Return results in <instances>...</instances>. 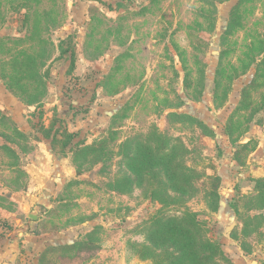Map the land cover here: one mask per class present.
I'll return each instance as SVG.
<instances>
[{"label":"rangeland","instance_id":"obj_1","mask_svg":"<svg viewBox=\"0 0 264 264\" xmlns=\"http://www.w3.org/2000/svg\"><path fill=\"white\" fill-rule=\"evenodd\" d=\"M44 145L75 174L31 206ZM13 217L75 264H264V0H0L1 236Z\"/></svg>","mask_w":264,"mask_h":264},{"label":"crops","instance_id":"obj_2","mask_svg":"<svg viewBox=\"0 0 264 264\" xmlns=\"http://www.w3.org/2000/svg\"><path fill=\"white\" fill-rule=\"evenodd\" d=\"M45 148L37 149L32 159L27 165L28 173L30 174V191L24 193V200L28 198L27 204H44L53 197V193L58 183H63L70 179L75 171L69 164L68 155L64 156L63 160L56 157L55 152L47 146ZM29 215V213H28ZM30 216H33L30 214ZM25 218L31 222L36 223L39 217H13L16 225L12 227L5 236L0 235V264H75L77 253H79L78 246L79 239L76 241H62L55 244L39 232L25 230ZM64 234L69 231H64ZM50 238V237H47ZM54 244V245H52ZM59 245V247H58ZM63 250L66 255L72 252V261H47L45 258L52 253V249ZM72 249L73 251H67Z\"/></svg>","mask_w":264,"mask_h":264},{"label":"trees","instance_id":"obj_3","mask_svg":"<svg viewBox=\"0 0 264 264\" xmlns=\"http://www.w3.org/2000/svg\"><path fill=\"white\" fill-rule=\"evenodd\" d=\"M172 225L170 224V222H168L167 224H165L162 228V233L165 234L167 233V231H171V227ZM174 225V228L175 230H178L180 233H182V237L181 239H178L177 237V232L174 233V243H175V246L176 247H181V250H185L186 252L193 249V246H192V243H193V240L191 239V234L187 231H184L183 228L178 225ZM179 236V235H178ZM181 240V241H180ZM205 248L209 251H218L219 250V247H217L213 242H210V241H206L205 243ZM192 252V251H191ZM191 258V257H190ZM210 258L207 257V259Z\"/></svg>","mask_w":264,"mask_h":264}]
</instances>
